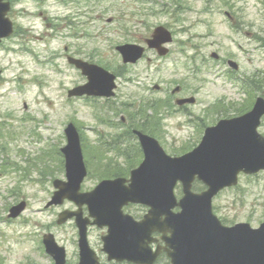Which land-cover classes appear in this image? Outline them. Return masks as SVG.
I'll use <instances>...</instances> for the list:
<instances>
[{
	"label": "rangeland",
	"instance_id": "obj_1",
	"mask_svg": "<svg viewBox=\"0 0 264 264\" xmlns=\"http://www.w3.org/2000/svg\"><path fill=\"white\" fill-rule=\"evenodd\" d=\"M10 4L8 17L14 31L0 44V167H10L0 172V264H53L41 243L42 254L36 249L48 233L66 248L67 264H77L73 222L56 224L60 212L75 207L65 203L44 209L54 191L52 181L64 180L54 154L65 145L67 124L73 123L79 132L89 172L83 192L103 180L108 162L127 177L128 163L121 152L132 156L137 141L131 142V149L128 142L121 143L120 154L104 151L99 142L123 133L120 118L126 120L130 111L118 106L127 103L129 96H134V114L133 109L147 100L148 106L167 105L166 95L182 88L159 124L151 121L155 138L170 156L191 151L205 126L244 113L255 98H264V0H10ZM158 26L173 35L169 55L159 59L148 52L150 65L143 60L125 68L122 75L135 82L130 85L120 78L115 100L67 98L68 90L86 82L67 63V56L116 74L122 64L115 47L141 43ZM212 53L217 60L210 58ZM228 60L239 70L231 71ZM224 72L236 84L225 78L229 75L221 77ZM246 78L251 88L247 86V95H239ZM155 85L160 87L158 92L153 90ZM188 97H194L196 105L183 108V115L175 99ZM259 133L264 136V120ZM257 179L241 176L236 188L213 199L214 214L226 226L248 223L257 228L264 222V184L259 189ZM22 200L27 203L23 214L17 220L5 219L8 210ZM128 211L142 214L139 207ZM105 235L106 229L90 227L89 246L101 264H115L108 263L101 252ZM161 260L168 264L165 257Z\"/></svg>",
	"mask_w": 264,
	"mask_h": 264
},
{
	"label": "water",
	"instance_id": "obj_2",
	"mask_svg": "<svg viewBox=\"0 0 264 264\" xmlns=\"http://www.w3.org/2000/svg\"><path fill=\"white\" fill-rule=\"evenodd\" d=\"M1 1L0 39L11 32L10 25L4 19L7 6L1 4ZM170 40L169 34L158 28L147 44L156 48ZM117 51L124 63H134L143 52L141 48L128 45L117 48ZM159 53L161 54L160 50ZM71 63L89 75V85L69 92V96L87 94L102 97L111 94V75L101 72L105 79L97 80L99 77H93L85 63L75 60ZM263 114L264 101L258 99L250 114L229 122H221L215 128L207 130L201 144L179 158L167 157L155 141L139 135L144 160L131 173V185L124 187V180L102 182L92 192L85 194L79 192L86 175L79 137L73 125L69 124L65 130L67 144L61 149L66 182H54L57 192L47 206L61 205L67 199L79 208L77 213H62L58 223L76 217L80 264L94 262V254L89 250L86 241V225L89 222L81 219L80 208L83 205L87 206L90 217L95 219L93 224L109 226L108 236L102 239L103 251L108 254V260L138 262L140 245L132 239L121 241L127 219L122 218L120 210L128 202L151 207V217H147L139 225L153 224L154 214L166 215V230H173V240L177 246V261L173 264H179L178 256L184 258L186 264H264V224L253 232L246 225H238L231 230L222 229L219 222L211 216L209 206L211 198L220 190L236 185L238 173L253 174L264 170V139L256 132ZM195 177L207 185V191L199 195L190 193ZM177 182L182 184L184 194L178 204L172 195V189ZM175 206L181 212L171 214L170 210ZM24 208L23 202L11 208L8 217H18ZM194 219L201 224L193 222L192 226L190 222ZM122 226L124 228L120 231ZM45 239H49L47 242L50 245L47 244V247L55 254L56 264H63V249L55 247L51 236H46Z\"/></svg>",
	"mask_w": 264,
	"mask_h": 264
},
{
	"label": "flooded vegetation",
	"instance_id": "obj_3",
	"mask_svg": "<svg viewBox=\"0 0 264 264\" xmlns=\"http://www.w3.org/2000/svg\"><path fill=\"white\" fill-rule=\"evenodd\" d=\"M120 73H118L117 74V76H119L120 77ZM130 85H131V81H130ZM178 89H179V91L176 93V94H171V102H172V100L174 101V98L178 95V94H180L181 93V87H179L178 86ZM131 98V97H130ZM186 107H188L187 105H185V106H182L181 107V109H183V108H186ZM183 111H186L185 109H183ZM131 115L128 117V119H127V121H125V119H121V122L125 125L126 123H127V127H128V132H126V133H124L123 135H127L128 134V136H127V138H128V140H126V141H123L122 143H125V142H128L129 143V147L131 148V135H130V133H131V124L133 123L132 121H131ZM120 177H123V175L121 174L120 175Z\"/></svg>",
	"mask_w": 264,
	"mask_h": 264
},
{
	"label": "trees",
	"instance_id": "obj_4",
	"mask_svg": "<svg viewBox=\"0 0 264 264\" xmlns=\"http://www.w3.org/2000/svg\"><path fill=\"white\" fill-rule=\"evenodd\" d=\"M1 136H2V135L0 134V137H1ZM56 156L58 157V160H61V159H60V156H59L58 153L56 154ZM57 157H56V159H57ZM6 168L9 169V167H6L5 165L2 166V167H0V171H4V170H6ZM105 171H108V169L105 170ZM109 174H110V175H115V174L118 175V174H119V171L114 169V170L109 171Z\"/></svg>",
	"mask_w": 264,
	"mask_h": 264
},
{
	"label": "bare ground",
	"instance_id": "obj_5",
	"mask_svg": "<svg viewBox=\"0 0 264 264\" xmlns=\"http://www.w3.org/2000/svg\"><path fill=\"white\" fill-rule=\"evenodd\" d=\"M193 222H195L197 225H200L201 222L198 221L197 219H194L192 222H190V224L193 226ZM204 257H206V254H204Z\"/></svg>",
	"mask_w": 264,
	"mask_h": 264
}]
</instances>
